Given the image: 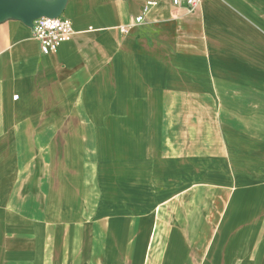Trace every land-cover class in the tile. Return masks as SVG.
Returning a JSON list of instances; mask_svg holds the SVG:
<instances>
[{
  "label": "crops",
  "instance_id": "0c3cea01",
  "mask_svg": "<svg viewBox=\"0 0 264 264\" xmlns=\"http://www.w3.org/2000/svg\"><path fill=\"white\" fill-rule=\"evenodd\" d=\"M61 16L0 19V264H264V0Z\"/></svg>",
  "mask_w": 264,
  "mask_h": 264
},
{
  "label": "built area",
  "instance_id": "2783aa9c",
  "mask_svg": "<svg viewBox=\"0 0 264 264\" xmlns=\"http://www.w3.org/2000/svg\"><path fill=\"white\" fill-rule=\"evenodd\" d=\"M202 0H184L188 9L197 8ZM182 0H172L174 6H180ZM32 37L37 41L43 54L53 52L57 47L72 38L74 30L68 18L41 17L33 21Z\"/></svg>",
  "mask_w": 264,
  "mask_h": 264
},
{
  "label": "water",
  "instance_id": "95a60500",
  "mask_svg": "<svg viewBox=\"0 0 264 264\" xmlns=\"http://www.w3.org/2000/svg\"><path fill=\"white\" fill-rule=\"evenodd\" d=\"M66 1L55 0L53 3H46L38 0H0V19L5 16L18 17L32 28L33 21L38 18L61 16Z\"/></svg>",
  "mask_w": 264,
  "mask_h": 264
}]
</instances>
